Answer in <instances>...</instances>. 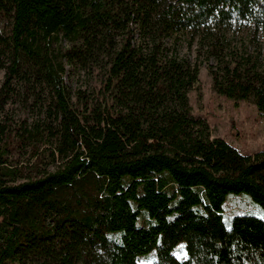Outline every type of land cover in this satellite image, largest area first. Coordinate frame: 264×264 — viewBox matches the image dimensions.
<instances>
[{"label":"trees","instance_id":"1","mask_svg":"<svg viewBox=\"0 0 264 264\" xmlns=\"http://www.w3.org/2000/svg\"><path fill=\"white\" fill-rule=\"evenodd\" d=\"M201 57L264 117V0H0V264H264V149L192 113Z\"/></svg>","mask_w":264,"mask_h":264},{"label":"rangeland","instance_id":"2","mask_svg":"<svg viewBox=\"0 0 264 264\" xmlns=\"http://www.w3.org/2000/svg\"><path fill=\"white\" fill-rule=\"evenodd\" d=\"M181 55L188 56L191 62L196 61L195 44L188 49L186 42L181 39L178 44ZM201 62L198 67L197 81L188 93V100L191 111L197 115H203L208 121L210 133L214 137H220L229 144L237 148L241 153L253 154L264 149V117L257 113L252 100H240L237 104L232 99H227L217 94L211 82V77L207 71L206 62ZM215 66V62H211ZM65 82L73 95L77 89L96 90L100 86L101 73L97 69L88 71L86 69L75 68L71 64H65ZM3 80V70H0V84ZM13 109V125L19 124L23 119L30 122L31 113L21 110L17 103L10 105ZM30 118H25V117ZM20 162H25L28 157V149L22 150ZM49 159L46 158L45 161ZM33 161V159H31ZM21 163V164H22ZM183 249L175 250V255L186 257L184 242L177 244ZM143 263V262H142Z\"/></svg>","mask_w":264,"mask_h":264}]
</instances>
